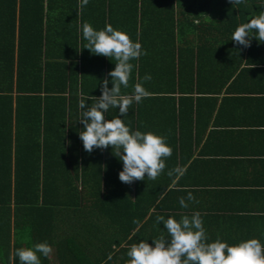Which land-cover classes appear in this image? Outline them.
<instances>
[{
    "label": "trees",
    "instance_id": "16d2710c",
    "mask_svg": "<svg viewBox=\"0 0 264 264\" xmlns=\"http://www.w3.org/2000/svg\"><path fill=\"white\" fill-rule=\"evenodd\" d=\"M57 2L0 0L2 264H20L15 250L41 241L52 248L41 264H106L114 251L109 237L121 244L134 229L150 225L154 205L170 194L169 179L160 186H149L154 181L148 177L122 182L123 164L111 146L83 148L78 101L91 97L87 106L101 94L105 64L111 69L113 63L83 48L84 22L97 29L111 23L140 40L147 54L133 61L122 91L142 82L150 95L131 105L125 120L133 129L165 135L171 116L187 114L182 100L208 92L204 69L215 60L206 58L213 41L205 37H229V66L232 32L264 12L260 0H89L83 8L78 0ZM93 60L102 67L90 74ZM146 73L151 80H142ZM116 115L110 109L107 118Z\"/></svg>",
    "mask_w": 264,
    "mask_h": 264
},
{
    "label": "crops",
    "instance_id": "0c3cea01",
    "mask_svg": "<svg viewBox=\"0 0 264 264\" xmlns=\"http://www.w3.org/2000/svg\"><path fill=\"white\" fill-rule=\"evenodd\" d=\"M59 2L55 6H60ZM205 38L213 41L205 50L206 58L212 63L215 60L204 69V88L208 92L191 94L193 101L182 100L187 110L182 119L171 116L170 132L165 134L172 147L171 156L166 158L167 170L149 184L160 186L169 179L170 194L154 205L147 217L150 225L141 231V227L134 229L121 244L115 243L119 237H109L114 241V251L106 264H128L126 253L132 244L142 239L151 243L153 237L166 236L163 223L156 221L158 215L178 219L199 211L210 240L219 237L234 244L257 237L264 242V42L253 36L245 49L234 43L232 62L227 66L229 37L219 34ZM0 40L4 41L2 37ZM98 63H90V74L102 67ZM108 66L106 62L109 72L115 62L111 69ZM229 74L231 77H227ZM188 191L196 199L188 202V208H182L179 198H186ZM133 235L135 241L131 242ZM97 253L96 249L94 256Z\"/></svg>",
    "mask_w": 264,
    "mask_h": 264
},
{
    "label": "clouds",
    "instance_id": "9594fccd",
    "mask_svg": "<svg viewBox=\"0 0 264 264\" xmlns=\"http://www.w3.org/2000/svg\"><path fill=\"white\" fill-rule=\"evenodd\" d=\"M78 3L83 8L89 0H78ZM260 6L264 8V0H260ZM81 31L86 40L83 48L115 62V67L102 79L101 94L87 106L86 98L91 97H82L78 101L80 111L77 120L83 124L79 131L83 148L91 152L93 148L111 146L113 154L123 164L118 174L122 182L132 183L145 180V177L154 180L165 170L166 158L171 156L172 147L165 135L133 129L125 120L130 106L150 95L143 83H135L130 93L122 91L129 87L133 61L147 52L138 38H131L126 30L113 27L111 23L97 29L84 22ZM253 36L258 42H264V12L239 24L231 39L247 47ZM109 78L111 87L108 86ZM151 79L148 73L142 78L143 81ZM110 109H117L118 115L107 118ZM168 174L171 176L172 172ZM195 199L188 191L186 198H179V204L188 208V202ZM156 221L163 223L167 235L153 237L151 243L142 239L132 244L126 253L128 264H264V242L261 239L250 237L234 244L219 237L210 240L199 211L181 215L178 219L172 215H158ZM51 251V245L41 241L17 248L15 256L20 264H41V257H47Z\"/></svg>",
    "mask_w": 264,
    "mask_h": 264
}]
</instances>
